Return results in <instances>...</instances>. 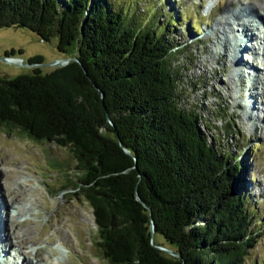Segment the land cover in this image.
<instances>
[{
	"label": "trees",
	"instance_id": "trees-1",
	"mask_svg": "<svg viewBox=\"0 0 264 264\" xmlns=\"http://www.w3.org/2000/svg\"><path fill=\"white\" fill-rule=\"evenodd\" d=\"M12 27L73 56L42 74L33 56L29 74L0 78V127L70 149L62 188L89 206L106 264H245L257 236L243 169L180 105L179 47L111 0H0V29Z\"/></svg>",
	"mask_w": 264,
	"mask_h": 264
},
{
	"label": "rangeland",
	"instance_id": "rangeland-1",
	"mask_svg": "<svg viewBox=\"0 0 264 264\" xmlns=\"http://www.w3.org/2000/svg\"><path fill=\"white\" fill-rule=\"evenodd\" d=\"M111 2L135 25L152 28L155 33L161 30L171 44L179 47L172 54L171 64L180 82V105L197 111L202 124L210 130L207 133L213 134L228 154L229 162L236 159L241 164V190L250 212L249 229L257 236L243 262L264 264V111L257 98L264 93V29L261 25L249 26L254 34L249 31L253 37L246 38L251 45L246 39L245 42L252 55L242 54L249 64H234L241 83L230 81L235 80V74L224 61V56L233 58V36L240 33L235 23L229 20L228 27L215 35L211 31L219 18L232 14L240 15V21L246 24V18L255 22L254 15L264 23V0ZM55 43L56 38L43 43L25 28L0 29V59L10 49L22 51V55L14 56L20 60L13 58V63L0 60V78L29 74L32 67L26 66V60L33 56H39L42 65L73 56L71 50L66 55L57 53ZM40 69L42 74L53 68ZM70 153L69 148L52 143L39 146L14 130L0 127V217L7 214L14 229L19 225L16 233L5 220L7 230L2 233L3 238L6 236V255L10 257L7 264L34 257L53 264H106L95 243L96 229L89 206L62 188L74 177L75 162ZM155 240L160 242L161 238Z\"/></svg>",
	"mask_w": 264,
	"mask_h": 264
},
{
	"label": "bare ground",
	"instance_id": "bare-ground-1",
	"mask_svg": "<svg viewBox=\"0 0 264 264\" xmlns=\"http://www.w3.org/2000/svg\"><path fill=\"white\" fill-rule=\"evenodd\" d=\"M248 12L250 13V10L248 9ZM230 15V14H229ZM257 15V14H256ZM239 16L240 15H238V14H232V15H230L229 17H225V16H223V17H221V18H219L215 23H214V25L212 26V33L214 34H216L218 31H220V30H224L225 28H227L228 26L227 25H229V20H231L232 22H234L235 23V25H236V30H238V32H240V33H236V34H234V38H235V41L236 42H234V44H233V47H231L230 48V52H232V54H233V58L232 59H229V58H227V56H224V61L225 62H227V64H226V66H227V68H229V71L230 72H233L235 75V80H234V78H230V81L232 82V83H234L235 81H237L238 83L240 82L241 83V78H240V76H239V74H238V72H237V66H235L234 64L235 63H241V64H249V59L247 58V59H242V54H245L246 56H248V55H252V53H250V52H247V48H246V42L248 43L249 42V44L251 45V43H250V40H247L246 38H247V35L248 36H250V38H252L253 37V32H251L250 31V28H249V26H257V27H259L260 25H261V27L264 29V23L262 22V21H260L259 20V17H257V16H255L254 15V17H252V18H254V20H255V22H253V21H251V20H249L248 18H246V20H247V23H249V24H246L245 22H242V21H240L241 19L239 18ZM245 20V21H246ZM252 22L254 23L253 25H252ZM233 23V24H234ZM256 23V24H255ZM254 28V27H253ZM249 31L251 32V33H253V34H251V33H249ZM246 33V34H245ZM214 34V35H215ZM231 34V33H230ZM263 35V34H262ZM245 39H246V42H245ZM243 42H244V44H243ZM249 47V46H248ZM250 48V47H249ZM252 49V48H251ZM226 52H227V54L229 53L227 50H225ZM14 61V60H13ZM12 62V61H11ZM13 63V62H12ZM237 63V64H238ZM254 64V63H253ZM264 65V64H263ZM251 67H253V66H251ZM252 69V71H254L253 70V68H251ZM254 69H255V71H258L259 73L261 72V71H259L257 68H255V66H254ZM215 75V74H214ZM262 76H263V74H262ZM228 85V84H227ZM251 85V84H250ZM249 85V86H250ZM248 96H249V93H248ZM258 103H260L261 104V106H260V108L262 109V111H264V93H260L259 95H258ZM249 103H250V98H249ZM4 206V205H3ZM19 211V210H18ZM8 220L9 221V225H10V230H13L14 228H12V226H11V224L13 223V221H12V219L10 218V219H8V216H7V214L5 215V218H1L0 217V234H2V239H1V235H0V256L2 255V254H4L5 252H7L6 251V249H5V245L3 244V243H5L6 242V240H5V238H6V236L3 238V233L2 232H4V230H7V223L5 222V220ZM6 220V221H7ZM12 221V222H11ZM17 227L19 226V225H16ZM16 226H15V229H14V231L17 233V229H16ZM13 227H14V225H13ZM4 234H6V233H4ZM7 235H8V233H7ZM8 240V239H7ZM2 242V243H1ZM9 242V241H8ZM11 242V241H10ZM9 242V243H10ZM9 243H8V246H10L9 245ZM21 245L20 244H18V247H20ZM39 251V250H38ZM46 255H47V253H46ZM49 255V254H48ZM37 257V256H36ZM51 257V256H50ZM38 258V259H37ZM37 258H33V259H30L29 260V258L27 259V261L26 260H22V263H20V264H41V263H43V264H53V263H51V262H49V260L48 261H42V262H40V260L41 259H39V257H37ZM48 258V257H47ZM38 262H40V263H38Z\"/></svg>",
	"mask_w": 264,
	"mask_h": 264
},
{
	"label": "water",
	"instance_id": "water-1",
	"mask_svg": "<svg viewBox=\"0 0 264 264\" xmlns=\"http://www.w3.org/2000/svg\"><path fill=\"white\" fill-rule=\"evenodd\" d=\"M0 60H1V62L2 61H5L4 59H0ZM67 62H70V60L69 59H66V60H56V61H53V62H50V63H47V64H43V65L41 64L40 66H41V68H43V67H55L56 68L58 66L65 65ZM137 196L138 195L136 193L135 198L138 200V197ZM159 248L162 249V250H164V251H166V253L170 254V256L175 255L173 252L171 253V251L169 249L165 248V247H160L159 246Z\"/></svg>",
	"mask_w": 264,
	"mask_h": 264
},
{
	"label": "built area",
	"instance_id": "built-area-1",
	"mask_svg": "<svg viewBox=\"0 0 264 264\" xmlns=\"http://www.w3.org/2000/svg\"><path fill=\"white\" fill-rule=\"evenodd\" d=\"M13 59L12 58H7V59H5V61L7 62H11ZM12 63V62H11Z\"/></svg>",
	"mask_w": 264,
	"mask_h": 264
}]
</instances>
